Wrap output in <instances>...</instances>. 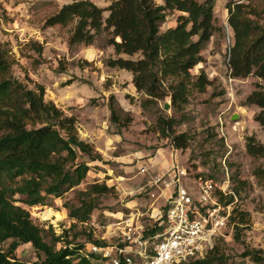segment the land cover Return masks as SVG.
Masks as SVG:
<instances>
[{
	"label": "trees",
	"instance_id": "16d2710c",
	"mask_svg": "<svg viewBox=\"0 0 264 264\" xmlns=\"http://www.w3.org/2000/svg\"><path fill=\"white\" fill-rule=\"evenodd\" d=\"M110 1L106 8L91 0L74 1L45 25L73 26L71 45L91 46L99 35L109 32V45L117 58L109 59L106 66L132 74L133 87L147 97L142 109L169 99L173 112L184 113L192 98L205 94L213 85L204 70L197 75L192 71L204 62L202 53L213 37L222 32L214 15L216 0H164L162 4L156 0ZM226 10L233 32L227 55L229 77L256 78L257 91L249 99L264 108V0H228ZM174 14H178L175 26L163 29ZM37 51L41 53L40 46ZM123 55L140 58L124 59ZM14 65L11 51L0 41V244L10 242L7 250L0 247V264H26L12 257L21 245H31L37 253L38 262L33 264H104L102 258L87 255L85 244L65 240V248L58 250L57 244L64 237L36 226L30 213L17 205H46L49 197L62 198L86 180L92 164L104 163V159L93 144L80 138L76 117L47 102L42 85L32 89L17 79ZM108 109L112 124L121 128L131 124L130 112L113 95ZM261 124L264 127V119ZM180 125L183 116L180 120L160 116L157 122L158 132L171 140L173 148L186 151L192 138L187 132H175ZM245 151L261 162L253 176L264 190V144L255 135L248 136ZM232 180L237 194L247 186L238 174H232ZM114 189L93 185L83 193L78 206L68 207L75 223L71 229L88 224L98 198L114 193ZM232 222L234 240L245 246L241 236L250 226V214L237 211ZM159 229V222L146 226L150 233ZM49 234L53 235L51 244L45 241ZM87 243L103 245L91 232ZM222 248L218 241L213 251L191 264H229ZM242 258L264 264L262 250L245 247Z\"/></svg>",
	"mask_w": 264,
	"mask_h": 264
},
{
	"label": "rangeland",
	"instance_id": "374dc122",
	"mask_svg": "<svg viewBox=\"0 0 264 264\" xmlns=\"http://www.w3.org/2000/svg\"><path fill=\"white\" fill-rule=\"evenodd\" d=\"M74 1L80 0H0V41L15 60V77L32 89L42 85L47 102H53L67 116L76 117L80 138L93 143L105 162L96 163V167L91 165L86 180L62 198L49 197L46 205H17L30 213L36 226L45 231L53 230L56 237H64L57 244L58 250L65 248V240L85 244L87 248L90 232L93 239L108 242L107 228L131 214H141L144 226L160 222L163 201L151 198L154 191L151 182L162 172L140 174V164H147L161 155L171 159L172 164L186 168L191 178L202 175L219 179L225 161L232 174H238L240 180L247 182L238 194L237 209L238 213L250 214V226L242 232L241 240L245 246L234 240L233 228L229 237L220 240L222 251L229 264H254L243 259L242 254L245 247L264 252V190L253 176L261 162L247 155L245 139L255 135L264 144L261 124L264 108L249 99L257 91L256 78L236 80L229 77L227 55L233 44V32L228 25V0H216L214 15L222 32L213 37L202 53L204 62L192 71L197 75L204 70L213 85L205 94L192 98L184 113L173 112L169 99L142 109L141 103L147 97L131 86L132 74L106 66L109 59L117 58L114 48L109 45L112 37L109 32L99 35L91 46L71 45L73 26L45 25L64 5ZM91 1L101 8L111 4L110 0ZM156 2L162 4L164 0ZM177 15L169 16L163 29L175 26ZM112 95L132 116L131 124L125 128L111 122L108 101ZM167 103L169 110H165ZM234 115L239 116L238 120H232ZM160 116L178 120L183 116V125L176 126L175 132H187L191 136L186 151L174 149L171 140L158 132ZM101 184L114 187V193L99 197L98 207L88 224L77 225L72 230L75 223L69 217L68 207L78 206L83 193L93 185ZM46 213L53 215L44 220ZM52 236L49 234L45 239L48 244L53 242ZM9 244H0V247L7 250ZM12 257L26 264L38 262L31 245H21Z\"/></svg>",
	"mask_w": 264,
	"mask_h": 264
},
{
	"label": "built area",
	"instance_id": "2783aa9c",
	"mask_svg": "<svg viewBox=\"0 0 264 264\" xmlns=\"http://www.w3.org/2000/svg\"><path fill=\"white\" fill-rule=\"evenodd\" d=\"M138 170L146 174L149 167L140 164ZM221 173L219 179L191 178L186 168L172 164L153 178L151 198L163 201L157 221L161 229L146 232L141 214H131L107 228L108 242L90 243L87 255L102 258L104 264H191L203 259L231 235L240 202L225 161Z\"/></svg>",
	"mask_w": 264,
	"mask_h": 264
},
{
	"label": "crops",
	"instance_id": "0c3cea01",
	"mask_svg": "<svg viewBox=\"0 0 264 264\" xmlns=\"http://www.w3.org/2000/svg\"><path fill=\"white\" fill-rule=\"evenodd\" d=\"M131 86L133 87V85L131 84ZM134 88V87H133ZM135 89V88H134ZM136 90V89H135ZM86 141V140H85ZM88 142V141H87ZM90 143V142H89ZM93 144V143H92ZM103 157V155H102ZM104 159V158H103ZM171 159H165L164 157H162L161 155H158L156 156L154 159H151L150 162H147V166L149 167V171H152V172H165L167 171L172 163L170 162ZM104 162H105V159H104ZM97 164H103V163H97ZM96 163L92 164L93 166H97ZM153 185V180L151 182V186ZM160 188L163 187V185H160L159 186Z\"/></svg>",
	"mask_w": 264,
	"mask_h": 264
},
{
	"label": "water",
	"instance_id": "95a60500",
	"mask_svg": "<svg viewBox=\"0 0 264 264\" xmlns=\"http://www.w3.org/2000/svg\"><path fill=\"white\" fill-rule=\"evenodd\" d=\"M170 109V104H165V110H169ZM238 118H239V116L238 115H234L233 117H232V120L233 121H236V120H238Z\"/></svg>",
	"mask_w": 264,
	"mask_h": 264
},
{
	"label": "bare ground",
	"instance_id": "6f19581e",
	"mask_svg": "<svg viewBox=\"0 0 264 264\" xmlns=\"http://www.w3.org/2000/svg\"><path fill=\"white\" fill-rule=\"evenodd\" d=\"M53 215V214H52ZM51 214H49V213H46V214H44V220H48L51 216H52ZM57 217H59V215H57V214H55Z\"/></svg>",
	"mask_w": 264,
	"mask_h": 264
}]
</instances>
